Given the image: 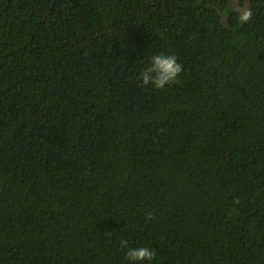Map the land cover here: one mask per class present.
Masks as SVG:
<instances>
[{
  "label": "trees",
  "instance_id": "trees-1",
  "mask_svg": "<svg viewBox=\"0 0 264 264\" xmlns=\"http://www.w3.org/2000/svg\"><path fill=\"white\" fill-rule=\"evenodd\" d=\"M247 15L0 0V264H126L121 239L153 264H264V0ZM161 52L181 74L141 85Z\"/></svg>",
  "mask_w": 264,
  "mask_h": 264
},
{
  "label": "clouds",
  "instance_id": "clouds-1",
  "mask_svg": "<svg viewBox=\"0 0 264 264\" xmlns=\"http://www.w3.org/2000/svg\"><path fill=\"white\" fill-rule=\"evenodd\" d=\"M247 14L241 20H248ZM183 68L177 57L164 52L151 55L147 58L145 66L140 70L138 79L143 86H151L162 90L176 82ZM120 247L125 250L126 264H153L156 252L146 246L130 247L125 239L120 240Z\"/></svg>",
  "mask_w": 264,
  "mask_h": 264
},
{
  "label": "water",
  "instance_id": "water-1",
  "mask_svg": "<svg viewBox=\"0 0 264 264\" xmlns=\"http://www.w3.org/2000/svg\"><path fill=\"white\" fill-rule=\"evenodd\" d=\"M232 12H239L242 16L247 14L251 8V0H244L243 5L239 6V0H231ZM220 14V13H219ZM221 15V14H220ZM225 17L221 15V21L225 22ZM245 20H242V24Z\"/></svg>",
  "mask_w": 264,
  "mask_h": 264
}]
</instances>
